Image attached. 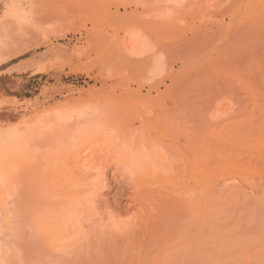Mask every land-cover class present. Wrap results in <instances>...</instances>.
I'll return each instance as SVG.
<instances>
[{
    "label": "rangeland",
    "instance_id": "1",
    "mask_svg": "<svg viewBox=\"0 0 264 264\" xmlns=\"http://www.w3.org/2000/svg\"><path fill=\"white\" fill-rule=\"evenodd\" d=\"M88 1L0 0V132L13 126L22 131L26 126L28 130L41 128L62 111L92 105L99 94L112 92L123 102L131 98L122 92L128 82L136 89L133 84L141 65H135L138 68L132 75L124 74L127 63L120 50L108 46L113 32L104 27L127 19L132 10L123 3L135 0ZM143 1L138 7L142 16H138L167 24L156 36L171 50L167 62L174 69L176 87L181 88L176 101L188 97L189 112L179 109L192 116V127L196 121L204 122L203 158L208 166L203 179L204 224L196 225L199 205L194 195L186 206L189 220L169 218L148 224V210H140L130 198V179L127 182L108 169L105 205L99 207L104 215L97 218L98 228L93 230V254L78 252L73 262L66 256H51L49 218L53 212L45 205L52 194L48 195L44 153L48 147L41 138L35 142L38 150L34 145L36 150L15 165L19 166L15 190L7 191L14 196L8 195L6 205L1 206L9 240L22 249L23 260L30 264H264V0H248L249 4L196 0L197 5L195 0H186L173 2L176 7L171 9L162 0ZM193 6L204 10L189 14ZM157 7L161 8L156 11ZM98 23L104 26L95 30ZM122 78L126 86L118 83ZM108 103L115 108L114 100L101 104V115L119 112L117 108L112 112ZM127 111L122 108L120 116L126 118ZM182 176L188 187L199 189V177ZM172 183L179 187L176 178ZM113 216L115 221H110ZM115 222L125 228L118 242ZM126 240H133L132 247L123 243Z\"/></svg>",
    "mask_w": 264,
    "mask_h": 264
},
{
    "label": "bare ground",
    "instance_id": "2",
    "mask_svg": "<svg viewBox=\"0 0 264 264\" xmlns=\"http://www.w3.org/2000/svg\"><path fill=\"white\" fill-rule=\"evenodd\" d=\"M182 1L186 2V0H162L161 2L165 4L167 9L173 6V2L177 5ZM91 2V0L88 1V3ZM143 3V0H135L132 4L130 2L127 5L123 3V6L131 8L132 11L129 13L131 15L118 24H109L110 26L104 27L113 32L108 46L112 50H115L114 48L120 50L119 54L122 53V58L127 63L126 67L122 69V71L125 70L124 74L132 75L133 71L138 68L135 65H141L139 77L135 79L133 84L136 89L131 88L129 82L125 92H122L124 91L122 88L121 92L128 93L131 97L127 102H123L124 98L121 100L119 96L113 97L112 92L109 93L110 95L99 94L93 98V106L85 104L86 107L83 105L85 107L83 108L79 105L71 112L62 111L57 116H51L53 118L47 119L45 123L48 127L45 125L41 128L39 126L38 128L34 127V129L30 127L32 130H28L26 126L27 129L22 131L18 129V126H13L0 132L1 216L4 209H1V206L9 198L7 191L13 189L12 192H14L15 190L16 177L14 175L19 168L15 165L19 162L20 165L21 160H24L29 152H34L35 148L33 147L36 146L37 140L42 138L48 147V149L45 148L46 152L44 153L47 160L46 169L48 168L46 173L49 181L47 185L50 189L48 195L52 194L49 197L52 201L48 199L45 208L47 207V210L51 208L52 210L49 211L53 212L49 218V224L52 226L50 229L52 230V243L49 244V250L51 256L58 259L66 256L67 260H72L73 255H77L78 252L88 256L92 251L96 238H94L93 230L95 226L97 227L96 223L99 222L97 218L104 215L103 209L101 213L99 212V207L105 205L103 192L106 188L104 180L107 177L108 169L115 170L119 176L121 174L124 180L127 178V182L128 178L130 179L128 184L126 181L124 183L129 186L127 187L130 198L137 201L139 209L142 210L145 207L148 210V224L169 218L179 221L189 220L191 212L186 210V206L193 195L196 199L198 198L196 201L199 205L196 225L202 227L205 221L203 179L208 166L203 158L207 144L204 122L196 121L192 127V116L181 111V108L189 110V107L187 109L188 97L185 95L180 100L181 103L176 101V92H181V88L176 87L174 69L167 62L171 50L162 44L160 37L156 36L158 31L167 27V24L155 23L156 21H153L152 17L145 16L146 11H144L146 13L143 12L145 18L138 16H142L138 7ZM249 3L250 1H248ZM176 5L174 6L176 7ZM160 8L157 7L155 10ZM195 10L199 14L204 8L203 6H193L187 11L191 14ZM131 16L135 18L131 19ZM103 26L104 24L98 23L94 29L98 30ZM119 35L122 36L120 39ZM127 71L130 72L127 73ZM125 81L126 78H122L118 80V83L126 86ZM162 87L164 88L163 91H161ZM143 91H146L147 94H143ZM111 100H114L116 105L114 108V105L112 107L108 103L112 112L116 108L117 111L119 109V112L124 108L126 111L128 110L126 118L121 117L125 112L124 110L122 115L116 111L114 115L110 114V111L105 113L106 116L104 112V115H101L102 111L99 107L102 108V106L100 105ZM97 109L100 110L99 113ZM177 111H181L182 114L176 115ZM136 133L139 134V137L132 138L135 137ZM36 147L38 150V146ZM29 156L32 157V155ZM97 158L100 161H97ZM117 173L115 174L117 175ZM186 174L200 178V187L197 191L182 182V175ZM158 178L163 179V181L157 185L150 183V181ZM175 178L177 182H180L179 187L172 183ZM46 182H44L45 185ZM12 185L13 187H11ZM11 195L13 193L10 192V198ZM115 218L113 216L109 220L115 221ZM4 223L0 217V264H30L31 262L28 260L27 262L23 260L22 249L20 251L16 246L17 244H14L13 240H9L7 226L5 227ZM104 223L107 224V222ZM115 223L116 226L113 227V230L114 232L118 230L117 232L120 233L118 236L116 235L117 237L111 235L118 242L122 239L124 231L122 232L121 224ZM179 228H182L181 225ZM133 240H126L123 243L132 247ZM127 241H130L131 244ZM85 255L84 258L87 257Z\"/></svg>",
    "mask_w": 264,
    "mask_h": 264
}]
</instances>
